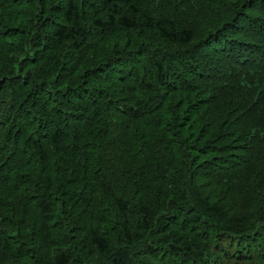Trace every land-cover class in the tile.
I'll use <instances>...</instances> for the list:
<instances>
[{"label":"trees","instance_id":"1","mask_svg":"<svg viewBox=\"0 0 264 264\" xmlns=\"http://www.w3.org/2000/svg\"><path fill=\"white\" fill-rule=\"evenodd\" d=\"M0 264H264V0H0Z\"/></svg>","mask_w":264,"mask_h":264}]
</instances>
